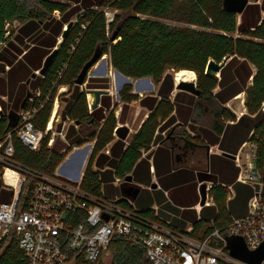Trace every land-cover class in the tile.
<instances>
[{
    "label": "trees",
    "instance_id": "trees-1",
    "mask_svg": "<svg viewBox=\"0 0 264 264\" xmlns=\"http://www.w3.org/2000/svg\"><path fill=\"white\" fill-rule=\"evenodd\" d=\"M105 7L117 11L111 22H107L103 11ZM56 12L59 13V18L54 17ZM263 12L264 0H251L241 14L226 10L224 0H0V45L7 38L6 25L10 22L21 23L16 35L20 41H23L21 34H36L32 42L34 45L27 46L29 49L24 54V60L17 67L12 66L8 72L11 80L15 77L19 81L25 80L33 70L42 67L45 57L51 52L50 48L57 44L64 25L76 15L77 21L69 27L48 70L33 82L40 94L37 95L34 91L33 100H28L25 107L38 109L35 124L44 130L58 87L64 84L72 87V96L67 103V116L78 122L92 121L95 126L100 127L99 132L94 134L97 141L81 186L87 192L101 196L103 183L98 170L93 168L94 163L102 167L106 164L117 166V176L125 177L141 157V150L151 146L157 129L162 127L161 121L168 117L170 121L167 120L166 125L174 121L175 118L171 115L182 96L183 100L193 105V122H198L207 113L211 118L210 128L217 134L222 133L225 121L236 119L224 104L246 89L253 73L251 64L256 72L252 85L246 90L248 114L242 115L233 125L230 134V139L236 143L233 150L236 151L248 138L252 129L255 128L258 133L264 132V123L261 121V105L264 101ZM7 40L16 47L10 38ZM98 46L102 48V56L109 55L111 65L122 74L137 79L150 77L158 84L157 97H161L159 104L153 108L125 151L123 140L113 142L114 157L102 152L115 138L117 119L114 112H110L107 117L103 109L90 112L86 91L75 84L84 64L94 55ZM6 52L11 53L9 50ZM4 55L5 53H0L1 59L12 65L13 60ZM226 56L231 59L221 70L220 80L205 73L211 59L221 62ZM21 64L24 65L22 70ZM182 69L198 74L197 86L201 93L196 96L179 90L171 101L175 87L171 71ZM0 71H4V64ZM227 72L230 74L227 75ZM112 77L118 80L117 72L112 71ZM5 85V79L0 76V92L4 91ZM218 85L221 88L214 94L213 90ZM130 89V85H127L120 92L123 101L130 102L137 98L136 95L129 94ZM105 117L101 125L100 121ZM13 130L8 127L7 118L0 117V141ZM49 139L50 134L42 139L38 150H33L14 136V159L43 173L54 174L65 154L60 153L55 144L49 147ZM212 140L217 141L216 138ZM31 183L33 181H29V185ZM234 187L235 195L229 201L226 200L227 188L216 185L212 189L215 202L213 213L216 210L217 225L228 222L232 216L247 213L252 189L242 183H235ZM7 197V193L1 190L0 182V201ZM25 197L27 196L22 193L21 198ZM140 212L148 215L147 212ZM209 230L208 221L199 220L195 222L192 234L197 237L199 233ZM0 250V264L25 263V255L19 248L16 235L0 239ZM109 254L112 255V264H149L143 249L120 238L109 245L103 258ZM74 264L85 262L80 259Z\"/></svg>",
    "mask_w": 264,
    "mask_h": 264
},
{
    "label": "built area",
    "instance_id": "built-area-1",
    "mask_svg": "<svg viewBox=\"0 0 264 264\" xmlns=\"http://www.w3.org/2000/svg\"><path fill=\"white\" fill-rule=\"evenodd\" d=\"M108 10L109 7L103 9L107 22H111L115 12ZM261 112L264 123V101ZM37 113V108L22 111L20 123L8 133L4 145L0 142L1 177L14 190L10 202L0 201V239L17 236L25 255L24 264H74L80 259L85 264H99L109 245L118 238L143 249L149 264H251L230 254L227 238L242 236L250 250H256L264 241V132L252 129L234 154L239 168L237 181L252 189L247 213L232 216L221 225L216 224L214 217L208 222L210 230L195 237L191 224L185 230L173 228L126 206L120 202L122 198L92 194L80 182L58 173H43L15 160L14 136L32 149H38L49 132L54 137H64L62 130L49 126L39 129L35 124ZM8 169L15 173L10 180L17 181L16 184L9 182ZM29 181L33 183L29 185ZM203 183V205L214 202L212 189L216 185L228 189L227 201L234 194L231 184L199 181L200 199ZM26 187L27 197L22 199ZM203 205L201 200L195 205L198 213Z\"/></svg>",
    "mask_w": 264,
    "mask_h": 264
},
{
    "label": "crops",
    "instance_id": "crops-1",
    "mask_svg": "<svg viewBox=\"0 0 264 264\" xmlns=\"http://www.w3.org/2000/svg\"><path fill=\"white\" fill-rule=\"evenodd\" d=\"M239 21H241V17H239ZM26 51L27 50L20 51L21 55L19 58L16 56L12 58L14 54L11 51L10 54H5V57L7 56L13 60L12 65L6 63L5 60H2L0 57V68L4 64V71H0V76L5 79L6 83L4 91L0 92V117H6L8 127H12L13 129L20 123V115L22 111L36 108L25 107L28 100H33V97L27 99L28 92L34 93V91H36V94H40L39 88L33 86V82L37 79V77L39 75H43L40 74V69L33 70L31 74L22 81H19L17 77L11 80L8 75L12 66L17 67L18 63L21 62V60H24V54ZM2 52L4 53V50H0V53ZM230 59L231 57H229L227 63ZM24 65L29 66L28 63H24ZM24 65L21 64V70ZM251 67L253 73L248 79L246 89L224 104V106L236 116V119L226 120L222 133L217 134L210 128V117L209 120L207 119L209 124H199L198 122H193L191 115L193 105L183 100L182 96V99L177 107L175 105V110L171 115L175 118L174 121L170 122L169 125H166V123L170 121V117L161 121L162 127L161 129H157L151 146L148 149L141 150V157L136 162L133 170L128 172L125 177L117 176V166L106 164L102 167L94 163L93 168L98 170L103 183L101 194L106 198L111 199L122 198L124 201L123 203L127 206L142 212H147L146 214H148V217L155 218L160 222L180 230H185L190 224L195 227L196 221L205 220L209 222L210 219L216 217V210L213 213L215 202H211L209 205H203L199 213L197 209H195V205L201 200L198 190V182L215 181L229 185L231 184L234 188V194L232 197L235 195L234 184L241 183L237 181L239 168L235 160L225 156L223 153L227 152L235 154L244 143L243 141V143L238 146L236 151H234L233 149L236 148V143L230 139V134L234 128L233 125L238 122L241 116L248 114L245 103L246 90L250 85H252V80L256 72V68L252 64ZM227 69L229 71L231 70V68ZM114 71L117 72L116 69ZM35 72L36 76L34 77L33 73ZM108 72L109 69L104 67L102 74H108ZM18 73H20V70ZM229 74L230 72H227V75ZM109 75L112 76V71H110ZM123 77L130 79L128 76ZM216 77L218 80L221 79V71ZM104 79L105 78L91 79V77H86L84 84L86 87L85 91L90 112L99 108L103 109V113L106 117L110 112H114L115 114L117 119V125L114 130L115 138L102 150L104 154L114 157L115 152L112 149L113 142L118 139L123 140L125 142V151L133 136L138 132L142 124L147 120L149 114L153 111V108L159 104L161 97H157V92H153L155 89V83L150 79V81L153 82V86L147 91H152V93L146 95L141 94L142 96H138V93L147 92L143 90L147 88L148 82H143V84H139L136 87L134 85L137 92L136 99H133L130 102L123 101L120 95L122 84L132 82L123 79L124 82H120L118 86H115L114 89L116 90L112 91L108 86L102 85V83L105 82ZM136 81H138V79ZM95 82L100 85H93ZM79 86L80 88L82 87V85ZM59 87H63L59 94L68 92L70 95L68 100H66V106L62 111L59 110V97H56V100L54 98L55 102L53 101L51 115L46 128L49 126L55 131H57V128H60V130L63 131L64 137H61L63 143H60V145L63 146L60 148L57 147L59 144L57 145L56 141L58 140L56 139H59L57 137L60 136L54 137L51 132L48 133L50 134L48 146L53 147L55 144L60 153L65 154L63 161L57 166L55 173H58L62 177L71 181L80 182L82 185L86 167L89 164L95 143L97 141V137H94V134L99 132L100 127L95 126L92 121L78 122L70 119L67 116V103L72 96V87L67 84L60 85ZM220 88V85H218L213 90V93H217ZM89 89L109 90L108 94L101 95L99 105L95 109L91 108L88 100L91 96L90 93H88ZM81 90H84V88H81ZM174 90L170 97L171 101L174 100L176 93L180 89H178L177 92H174ZM114 93H116L118 98H121L123 104L118 105L113 103L111 95H114ZM154 97H157V99H154ZM133 101H139L141 107L139 110L134 111L131 116L125 117L127 106ZM233 102L236 103V106L231 104ZM117 108L119 109L118 111H116ZM62 117L63 119L71 121L68 123V126H66V121H64L62 125ZM106 117L100 121L101 125L105 121ZM15 121H17V125L15 127L9 125L10 122ZM137 121L138 125L134 127L133 125ZM120 126H127L129 128V133L126 139H121L116 134V129ZM8 133L0 141L3 145L5 144ZM214 138H216L217 141H213L212 139ZM78 143L83 144L78 145ZM122 155L123 152L119 155V160L122 158ZM129 176H131V179H128ZM0 182L1 190H4L8 196L7 199L2 202H10L13 199L14 190L12 187L5 185L1 177V173ZM22 193L23 196L26 195L27 187L22 190ZM203 234L204 233H199L197 237H201Z\"/></svg>",
    "mask_w": 264,
    "mask_h": 264
},
{
    "label": "water",
    "instance_id": "water-1",
    "mask_svg": "<svg viewBox=\"0 0 264 264\" xmlns=\"http://www.w3.org/2000/svg\"><path fill=\"white\" fill-rule=\"evenodd\" d=\"M249 3H251V0H224V7L228 11L240 14L245 10V8L247 7ZM72 23H73L72 20L67 23L66 25L67 27L64 28V31H63V35H62L63 37L66 36V33L69 27L72 25ZM112 38L115 39V36H113ZM56 53H57V50H53L51 53H49L46 56L43 66L39 70L40 74H44L48 70ZM101 57H102V48L98 46L95 50L94 55L84 64L82 70L80 71L77 78L75 79V84H78V85L84 84L90 68L93 67L100 60ZM228 59H229V56H226L221 62H217L211 59L206 66L205 73L210 77L217 76L218 73L221 71V69L227 63ZM116 71L120 76H125L120 71L118 70ZM33 76L34 77L36 76V72L33 73ZM144 79L150 80L151 78L150 77L138 78V80H144ZM175 87L180 90L187 91L191 94L197 95V96L200 95L201 93L200 89L197 86V82L195 80L176 81ZM88 93H90L91 95L88 99L90 106L92 109H95L99 105L101 95L108 94L109 90L89 89ZM32 96H33V92H28L27 99ZM9 125L15 127L17 125V121L10 122ZM128 133H129V128L127 126H120L116 129V134L121 139H126ZM223 154L229 158L234 159L235 157L234 154H231V153L224 152ZM128 179H131V176H129ZM199 189H200L201 196H202L201 204L203 205L206 202V184L203 183ZM227 242H228V248H229L230 254L232 256L238 259L247 261L251 264H262L264 260V241L261 244V246L257 248L256 250L248 249L246 242L242 236H237V235L230 236L227 238Z\"/></svg>",
    "mask_w": 264,
    "mask_h": 264
},
{
    "label": "rangeland",
    "instance_id": "rangeland-1",
    "mask_svg": "<svg viewBox=\"0 0 264 264\" xmlns=\"http://www.w3.org/2000/svg\"><path fill=\"white\" fill-rule=\"evenodd\" d=\"M108 11H110V13H114V12H116L117 13V11L115 10V9H113V8H110ZM54 17H56V18H59L60 16H59V13H54ZM73 22H76L77 21V17H76V15H74L73 17H72V19H71ZM66 25H67V23L64 25V27H63V29L66 27ZM20 26H21V23L20 22H18V21H15L14 23H13V25H9L8 26V28H9V30L11 31V34L9 35L10 36V41H12V43L16 46V47H14V46H12V45H9L8 47H7V49L6 50H9V51H11L14 55L12 56V58H14V56H16V57H20V55H21V52L19 51V50H22V51H24V49H28L27 48V46H29V45H31L32 44V42H33V40H34V37L36 36V34H34V35H23V34H21L20 36H21V38L23 39V41H20L18 38H16V35L18 34V32H19V28H20ZM37 33H39V32H37ZM62 35L60 34V36L57 38V45L59 46L60 44H61V42H62ZM3 48H5V45H1V47H0V50H3ZM15 60H16V58H15ZM105 62V63H104ZM104 67H106V68H108L109 69V72L110 71H114L115 70V68L111 65V62H110V59H109V55H103L101 58H100V60L93 66V67H91L90 68V70H89V73H88V76L87 77H91V79L92 78H101V79H103V78H105L104 80H105V82L104 83H102V85L103 86H108L109 87V89H111L112 91H115L116 89H114L115 88V86L117 85H119L120 84V82H124L123 81V79L124 80H126V78L125 77H120V75H118V80H115L112 76H110L109 75V72H108V74H102V71H103V69H104ZM172 73H173V75H175L174 73H175V70H172L171 71ZM196 73V72H195ZM118 74V73H117ZM126 76V75H125ZM130 79H131V82L132 83H129V82H126L125 84L123 83L122 84V87H121V91L127 86V85H130V92H129V94H133V95H136L137 94V92H136V90H135V87L136 86H138L139 84H143V82H145V83H147V82H149L148 81V79H144V81H136L137 80V78H132V77H130ZM175 79V78H174ZM196 82H197V80H198V74L196 73V77H195V79H194ZM133 81H134V83H133ZM175 82H176V80H175ZM93 85H100L99 83H97V82H95V84H93ZM134 85H135V87H134ZM158 84H156L155 83V89H154V93H156L157 91H158ZM81 88H84V90L86 89V87H85V84H83L82 85V87ZM175 88V87H174ZM61 89H63V87H59L58 88V91L56 92V95H55V100H56V97H59V110L60 111H62L63 109H64V107L66 106V100H68V98H69V95H70V93H60L59 94V92H60V90ZM148 89H145V90H143V91H147ZM178 91V88H175V90H174V92H177ZM150 93H152V91H147V92H143V93H138V96H142V95H146V94H150ZM142 94V95H141ZM37 95H39V93H37ZM112 96V101H113V103H115V104H123V102L121 101V98H118L117 96H116V93H114V95H111ZM34 98V97H33ZM55 100H54V102H55ZM30 102H31V100H29ZM233 106H236L235 104V102H233V103H231ZM118 107V106H117ZM141 107V105L139 104V101H133V102H131L128 106H127V110H126V113H125V117L126 116H131L133 113H134V111H136V110H139V108ZM119 109L117 108V110L116 111H118ZM204 117H202L201 118V120L199 119V121H198V123L199 124H204V123H207V124H209L208 123V120H209V115L206 113L205 115H203ZM196 118H197V115H196ZM208 119V120H207ZM62 125H63V123H64V121H66L67 122V125L66 126H68V123H70L71 121H69L68 119H63V117H62ZM138 125V121L136 122V123H134V127H136ZM58 130H60V128L58 129L57 128V131ZM133 135V134H132ZM131 135V136H132ZM130 136V137H131ZM57 138H59V139H56V140H58V141H56V143H57V147H62L63 145H60V143L62 144L63 142H62V140H61V136L60 137H57ZM85 143V142H84ZM80 144H83V143H78V145H80ZM72 149H74V148H72ZM2 170H3V168H1L0 167V173L2 172ZM187 187V186H186ZM2 252V250H0V253ZM101 263L102 264H112V255H107L105 258H103L102 260H101Z\"/></svg>",
    "mask_w": 264,
    "mask_h": 264
},
{
    "label": "bare ground",
    "instance_id": "bare-ground-1",
    "mask_svg": "<svg viewBox=\"0 0 264 264\" xmlns=\"http://www.w3.org/2000/svg\"><path fill=\"white\" fill-rule=\"evenodd\" d=\"M174 74H175L174 78H175L176 81H180V80H194L195 77H196V73L194 71H190V70H187V69H182V70L175 71ZM127 80L131 82V79L126 78V81ZM148 81L149 82L147 83V88L146 89L149 90L153 86V84H152L153 82H151L150 80H148ZM14 174L15 173L11 169H8L7 172H6V176H7V178H9V182H12V183L14 182V184H16L17 181H15L13 179L10 180L12 175H14Z\"/></svg>",
    "mask_w": 264,
    "mask_h": 264
},
{
    "label": "flooded vegetation",
    "instance_id": "flooded-vegetation-1",
    "mask_svg": "<svg viewBox=\"0 0 264 264\" xmlns=\"http://www.w3.org/2000/svg\"><path fill=\"white\" fill-rule=\"evenodd\" d=\"M14 22H15V21H14ZM14 22H10L9 24L6 25V28L8 29L7 32H6V36H7V38H6V40H5L4 42L1 43V45H2V44L5 45V48H3L5 54H7L6 49H7V47L10 45L9 41L7 40L8 38H10L9 35L11 34V31L9 30L8 26H9V25H13ZM66 27H67V26H66ZM66 27H65V28H66ZM63 31H64V29H63ZM63 31H62L61 35H63ZM64 37H65V36H64ZM64 37L62 36V39H64ZM62 39H61V40H62ZM1 45H0V47H1ZM32 45H34V43H32L30 46L32 47ZM28 49H29V48H28ZM28 49H27V50H28ZM58 49H59V46H58L57 44L50 48L51 52H52L53 50H58ZM24 50H26V49H24Z\"/></svg>",
    "mask_w": 264,
    "mask_h": 264
}]
</instances>
